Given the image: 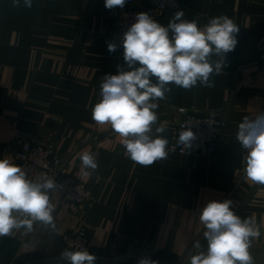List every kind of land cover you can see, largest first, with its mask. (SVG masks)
<instances>
[{"label":"crops","instance_id":"obj_1","mask_svg":"<svg viewBox=\"0 0 264 264\" xmlns=\"http://www.w3.org/2000/svg\"><path fill=\"white\" fill-rule=\"evenodd\" d=\"M128 3L143 7L139 0ZM179 10L201 27L213 17H229L239 27L237 44L223 58L221 73L212 76L214 87L170 85L153 125V135L155 127L166 128L168 157L142 166L125 155L122 137L110 125L92 119L105 74H117L118 66L128 70L104 0H32L30 8L23 0L18 7L0 0V159L12 161L14 135L26 134L54 148L63 172L90 193L76 208L50 190L55 229L36 222L31 231L0 237V264H65L61 236L80 228L88 232L96 264H138L142 257L189 264L191 255L207 250L201 209L225 199L258 228L249 253L253 264H264V185L246 177L247 153L236 139L245 117L264 112V0H183L154 20L167 26ZM109 43L117 45L115 52L108 51ZM180 108L222 119L215 153L178 155L173 133ZM84 152L98 162L87 176L79 158Z\"/></svg>","mask_w":264,"mask_h":264},{"label":"clouds","instance_id":"obj_2","mask_svg":"<svg viewBox=\"0 0 264 264\" xmlns=\"http://www.w3.org/2000/svg\"><path fill=\"white\" fill-rule=\"evenodd\" d=\"M127 0H104L106 9L123 8ZM30 8L32 0H23ZM20 6V0H13ZM175 12L167 26L140 12L135 22L123 33V60L128 70L118 66L117 74H105L100 83V100L93 106L92 119L99 125H110L122 137L125 155L142 166L168 157L169 141L162 134L164 125L157 124L158 101L171 91L170 85L190 90L196 86L214 87L213 75L221 73L224 57L234 50L239 27L227 16L211 18L204 26ZM117 45L108 44L115 52ZM219 59L213 60L212 57ZM154 78V79H153ZM195 138L189 125L179 132V145L187 149ZM236 139L246 151L245 174L251 181L264 185V112L238 125ZM83 174L95 171V154L84 152L79 157ZM53 179L43 182L29 179L25 171L10 159H0V237L13 231H31L34 223L55 229L49 190L56 188ZM233 201L211 200L200 211L207 250L191 255L189 264H253L249 253L250 238L260 235L250 219H242L233 211ZM196 249L201 248L197 241ZM65 264H96L97 257L87 249L61 253ZM138 264H155L148 257Z\"/></svg>","mask_w":264,"mask_h":264},{"label":"built area","instance_id":"obj_3","mask_svg":"<svg viewBox=\"0 0 264 264\" xmlns=\"http://www.w3.org/2000/svg\"><path fill=\"white\" fill-rule=\"evenodd\" d=\"M127 0L123 8L110 10L114 19V30L118 40H122L123 33L135 22L140 12H147L153 19L166 10H177L183 0H139L143 7L130 5ZM145 7V8H144ZM179 119L174 129L173 140L178 155L210 156L218 149L224 122L212 114H198L180 108L177 110ZM189 125L195 138L192 146L186 148L177 143L179 132L183 126ZM15 151L12 162L19 165L29 179L43 182L45 178L53 179L56 190L74 207H80L90 199V193L84 183L75 176L63 172V159L52 147L37 143L26 134L17 133L13 137ZM50 191V190H49ZM61 242L64 249L89 250V235L85 228L77 231H67L62 234Z\"/></svg>","mask_w":264,"mask_h":264},{"label":"water","instance_id":"obj_4","mask_svg":"<svg viewBox=\"0 0 264 264\" xmlns=\"http://www.w3.org/2000/svg\"><path fill=\"white\" fill-rule=\"evenodd\" d=\"M256 187L253 189V191H251L250 195L248 196V198L245 201V204L248 202V200L250 199V197L252 196V194L254 193Z\"/></svg>","mask_w":264,"mask_h":264}]
</instances>
